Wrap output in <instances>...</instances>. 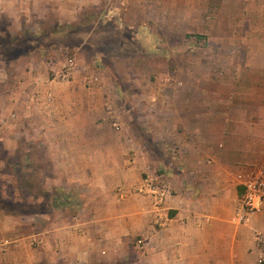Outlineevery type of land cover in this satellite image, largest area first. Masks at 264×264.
I'll use <instances>...</instances> for the list:
<instances>
[{"label":"crops","instance_id":"0c3cea01","mask_svg":"<svg viewBox=\"0 0 264 264\" xmlns=\"http://www.w3.org/2000/svg\"><path fill=\"white\" fill-rule=\"evenodd\" d=\"M53 1L47 12L66 22L107 2L106 18L116 28H126L132 6ZM139 2L156 42L170 45L171 57L181 45L187 67L171 71L145 102L126 105V130L108 124L111 104L97 113L94 101H67L75 87L56 88L49 106L41 102L52 62L16 67L13 78L0 74V100L15 112L11 122L40 126L30 139L41 147L28 156L43 166L42 188L54 193L53 204L69 203L75 212L50 227L37 257L48 264H256L253 235L264 231V211L244 224L234 214L238 176L264 172V0ZM146 165L174 190L164 226L149 200L131 192ZM2 221L0 233L7 228ZM9 244H0V264H21L10 258L21 246Z\"/></svg>","mask_w":264,"mask_h":264},{"label":"rangeland","instance_id":"374dc122","mask_svg":"<svg viewBox=\"0 0 264 264\" xmlns=\"http://www.w3.org/2000/svg\"><path fill=\"white\" fill-rule=\"evenodd\" d=\"M103 2L83 14V22H66L59 21L55 12H47L53 9V0L51 5L46 0H0V74L6 71L9 76L12 72L13 78L16 67L26 69L33 62H52L54 70L44 69L51 76L45 79L48 87L41 102L49 106L57 101L56 88L75 87L80 93L69 91L67 101H73L76 95L82 101H94L97 113H105L106 105L111 104L114 112L108 124L117 120L126 130V105L145 102L164 78H170L171 71L186 69L187 58L181 45H175L179 54L171 57L170 45L156 42L155 29L148 26L152 22L139 0H129L132 6L126 11V28H116L112 17L106 18L107 2ZM91 22L94 24L89 25ZM67 57L76 64L74 79L61 83L54 76ZM92 76H97L99 82L88 85ZM5 84L12 87L9 82ZM12 115L15 112H10V101L0 100V217L7 223L0 233V244L18 243L20 251L10 258L21 264L32 259H37L32 264H48L37 257L44 247L41 240L45 241L44 235L52 225L75 212L74 208H66L69 203L53 204L49 196L54 193L41 186L44 173L37 168L41 169L42 164L38 166L28 156L41 147L39 141L30 139L40 126H15Z\"/></svg>","mask_w":264,"mask_h":264},{"label":"built area","instance_id":"2783aa9c","mask_svg":"<svg viewBox=\"0 0 264 264\" xmlns=\"http://www.w3.org/2000/svg\"><path fill=\"white\" fill-rule=\"evenodd\" d=\"M75 61L67 57L60 70L55 74L54 80L61 83H71L75 74ZM99 82L97 76H92L87 81L88 85H95ZM15 115L11 118L14 119ZM4 122V121H3ZM115 132H120L122 126L117 120L111 123ZM239 186L242 187V195L239 198L235 209L234 221L244 224L252 214L264 211V172L256 171L249 174H240L237 178ZM121 192V191H120ZM149 200L152 215L157 219L159 226H164L165 216L169 211V202L174 196L171 184L162 174L146 165L142 172L141 181L131 191ZM121 194H123L121 192ZM257 253L256 264H264V231H256L253 235ZM142 247V241H137Z\"/></svg>","mask_w":264,"mask_h":264},{"label":"trees","instance_id":"16d2710c","mask_svg":"<svg viewBox=\"0 0 264 264\" xmlns=\"http://www.w3.org/2000/svg\"><path fill=\"white\" fill-rule=\"evenodd\" d=\"M239 195L241 196L242 195V192H240ZM100 264H102V263H100ZM113 264H122V262H115Z\"/></svg>","mask_w":264,"mask_h":264}]
</instances>
